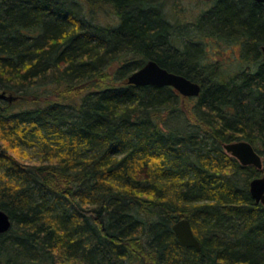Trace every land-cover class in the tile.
<instances>
[{"label":"trees","instance_id":"16d2710c","mask_svg":"<svg viewBox=\"0 0 264 264\" xmlns=\"http://www.w3.org/2000/svg\"><path fill=\"white\" fill-rule=\"evenodd\" d=\"M216 3L188 36L167 0H0V264H264L249 188L264 176V3ZM203 36L241 45L242 65L221 70ZM148 60L199 96L130 84ZM237 140L261 169L225 150Z\"/></svg>","mask_w":264,"mask_h":264},{"label":"water","instance_id":"95a60500","mask_svg":"<svg viewBox=\"0 0 264 264\" xmlns=\"http://www.w3.org/2000/svg\"><path fill=\"white\" fill-rule=\"evenodd\" d=\"M210 1V0H207ZM264 3V0H254ZM264 59V45L261 47ZM128 82L135 86H172L186 97H197L201 92L198 82L160 66L155 60H148L142 67L133 71L128 76ZM0 97L9 98L5 92L0 93ZM225 150L235 157L242 165H254L261 169L263 167L262 156L255 150L251 142L247 140L231 141L224 144ZM250 192L257 203L264 205V176H257L250 181ZM12 221L9 215L0 209V232L10 230ZM174 232L179 241L186 247L201 248V243L194 234L191 222L187 218H182L173 226Z\"/></svg>","mask_w":264,"mask_h":264},{"label":"rangeland","instance_id":"374dc122","mask_svg":"<svg viewBox=\"0 0 264 264\" xmlns=\"http://www.w3.org/2000/svg\"><path fill=\"white\" fill-rule=\"evenodd\" d=\"M177 4V5H176ZM216 3V0H167L166 10L172 11V14L175 15L174 19L181 20V23L186 24V33L189 36L202 35L200 34V28L197 27L196 23L198 19L209 9H211ZM173 18V17H172ZM240 20L243 21L245 15L240 16ZM202 28L204 30H210L214 28L215 30H220V25L218 22L209 17V21L205 20L202 22ZM202 29V30H203ZM203 30V31H204ZM237 30V33H240L237 27L233 29V32ZM202 31V32H203ZM235 33V32H234ZM201 44L204 50L208 51L210 57H212L213 62L217 61L220 64V68L223 71L228 73H233L238 66L242 65L239 59L242 57V46L241 45H232L223 40H216L214 37H205ZM207 52V53H208ZM244 64V63H243ZM246 66V65H244ZM225 74V73H224ZM7 94V93H6ZM7 95H10L9 93ZM17 103V101L15 102ZM19 105V104H18ZM20 107V106H18ZM185 118L176 116V118L171 119L170 126L174 129H183L185 127L184 123ZM31 154L36 157L38 153L33 149Z\"/></svg>","mask_w":264,"mask_h":264}]
</instances>
